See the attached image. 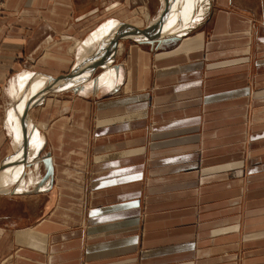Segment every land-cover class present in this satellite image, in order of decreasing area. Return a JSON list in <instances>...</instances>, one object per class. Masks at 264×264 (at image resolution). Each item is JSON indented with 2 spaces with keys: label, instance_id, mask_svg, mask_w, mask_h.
<instances>
[{
  "label": "crops",
  "instance_id": "obj_1",
  "mask_svg": "<svg viewBox=\"0 0 264 264\" xmlns=\"http://www.w3.org/2000/svg\"><path fill=\"white\" fill-rule=\"evenodd\" d=\"M166 1L0 0V167L10 163L0 182H34L24 168L35 149L53 169L43 186L41 163L35 184L0 193V261L235 264L222 251L240 244L243 199L264 198V154L246 160L249 185L230 178L228 125L203 118H228L248 101L245 78L264 77V21L251 36L240 8L250 0H169L159 36L172 38L147 41L123 25H152ZM254 3L264 14V0ZM117 33L126 34L119 54ZM186 38L193 47L179 50ZM98 49L90 76H109L94 89L46 86L90 67ZM81 73L79 86L90 79ZM196 126L194 143L180 145L175 135ZM249 137L264 142V126Z\"/></svg>",
  "mask_w": 264,
  "mask_h": 264
},
{
  "label": "rangeland",
  "instance_id": "obj_2",
  "mask_svg": "<svg viewBox=\"0 0 264 264\" xmlns=\"http://www.w3.org/2000/svg\"><path fill=\"white\" fill-rule=\"evenodd\" d=\"M255 0H250V2L247 5H244L243 8L248 12V16L250 17V34L251 36H254V33L256 34L257 30V24L259 22L264 21V14H262L261 7H258L256 3H254ZM229 9L237 10L238 7L236 5L230 6ZM206 13V14H205ZM150 14V12H149ZM210 14L208 12V9L206 7L204 11V24L203 26L199 27L201 28H208L209 20H210ZM152 15L149 16V19H152ZM142 23H148L142 22ZM140 24V23H139ZM256 25V27H255ZM253 38H251L252 40ZM181 40V39H180ZM201 40V39H199ZM246 40L245 45L247 46L250 39L245 38ZM264 41V39H262ZM119 41L115 42L116 49H119L117 45L119 44ZM191 40L189 38H186L183 42L179 50H188L189 48H192L193 44H191ZM252 45V44H251ZM157 48V47H156ZM154 49V51L156 50ZM120 53V52H119ZM259 55L260 58L264 60V50L260 52ZM118 54V53H117ZM256 57V56H255ZM254 58V57H253ZM98 69V68H97ZM95 78V76H90V79ZM246 86L250 89V94L248 93L246 97H248V101L245 102V104L241 105L240 107L231 108L229 109L230 112H228V118H219L214 117L212 119V116H205L203 119L205 121V124L208 126H214L219 127L221 125V120L224 121L223 124L228 125V139L225 140L227 143V146L229 148L228 152V161L234 162L235 164L230 166L229 169V177H243L244 178V185L250 184V179L252 176L246 175L244 172L246 160L250 158V156L253 155H260L264 154V142L256 144L258 140L251 141L250 135L252 132L257 131L264 126V97L257 99L253 97L252 93L253 91L257 90L258 88L261 89L260 92L257 93V96L261 97L264 96V77H260V80L255 78L253 75H249L245 78ZM37 87V86H36ZM95 88V87H94ZM67 89H70L73 91L72 87H68ZM93 87L89 86V88L85 89L84 91H81V89H78L77 92L80 95L85 94L92 90ZM65 90V89H64ZM62 90V91H64ZM43 101H41L38 105L42 104ZM35 107V106H34ZM33 107V108H34ZM33 114V109H32ZM227 115V114H226ZM227 120V121H226ZM213 121V122H212ZM226 121V122H225ZM38 122V127L44 128L46 123L45 122ZM212 122V123H211ZM222 124V125H223ZM201 126V125H200ZM198 126L192 128V130H182L179 135H175L176 137L180 138V145H191L194 143V139H190V135H193L197 129ZM210 137L214 135H209ZM171 137L166 136L164 139H170ZM192 142V143H191ZM198 144V147L201 146V142L197 139L195 141ZM261 144V145H260ZM214 145V144H213ZM237 146H239L237 149ZM40 154H38L35 150L31 158H38L39 156L42 157L43 148L39 149ZM17 153V151H16ZM238 162L239 164H236ZM243 164V165H242ZM27 167V166H26ZM23 168V167H22ZM3 169V168H2ZM32 166L24 168V173L27 172V177H29V173L32 170ZM22 172V169H21ZM39 173L41 175L43 174V169L41 170V166L39 167ZM20 174V173H19ZM264 175V174H262ZM12 180L9 182L10 184L14 185L18 182L15 181L18 177L12 176ZM248 180V181H247ZM252 183V182H251ZM250 187H248L249 189ZM254 187L252 186L251 189ZM2 193V192H1ZM11 193V192H9ZM241 210H242V219L244 225L241 229V241L239 245H235L233 243L228 244L227 247L224 248L222 252H225L224 254L228 255V262L232 263L235 262V264H264V198H256V199H243L241 204ZM235 241V240H234ZM216 252V251H215ZM219 252V250L217 251ZM0 264H14L13 259H10L9 257H5L0 261Z\"/></svg>",
  "mask_w": 264,
  "mask_h": 264
},
{
  "label": "water",
  "instance_id": "obj_3",
  "mask_svg": "<svg viewBox=\"0 0 264 264\" xmlns=\"http://www.w3.org/2000/svg\"><path fill=\"white\" fill-rule=\"evenodd\" d=\"M168 2H169V0L166 1L165 5L163 6L160 13L158 14L156 21L152 25H149L146 27H139L136 25H132L130 23H123V25H127L128 27L134 29V32H136V33H141L143 36L146 37L145 40H147V41L160 42V41H164V40H168L169 38H172V36H168V37L159 36L160 35V29L162 28L163 16L166 13V10L168 8ZM114 36L115 37H113V38H115L116 40H119V39H123L126 36V34L117 33ZM112 44L113 43H111V45L109 44V47H113ZM101 55H102V53H101ZM109 55H110V53L105 57L107 58ZM99 57H100V54H99V49H98L97 53L95 55V59H93L91 65H90V69L88 70L89 75H90V73H93L96 70V68L98 67ZM74 69L75 68H73L70 72H68L64 75H60L59 77H57V79L54 78L53 81L48 83L47 86H50L51 84H57V85H61V86H64V85L69 86L70 84H74L72 87L73 92H77L78 88H79V84H80L79 82H81L83 80L85 81L86 78L77 77L79 75H76L77 73ZM75 80H76V82H74ZM42 163L44 165L45 171H44V174H43V176L39 182L46 181L53 174L52 161H51L50 155L46 154V155L42 156ZM18 191L19 190H16V189L13 190V192H18Z\"/></svg>",
  "mask_w": 264,
  "mask_h": 264
},
{
  "label": "bare ground",
  "instance_id": "obj_4",
  "mask_svg": "<svg viewBox=\"0 0 264 264\" xmlns=\"http://www.w3.org/2000/svg\"><path fill=\"white\" fill-rule=\"evenodd\" d=\"M144 15H145V17L148 19L149 18V13L148 12H144ZM126 27H128L127 25H125ZM132 29V28H131ZM133 30V33L135 34V35H142L141 33H136V32H134V29H132ZM183 33V32H182ZM181 34V33H180ZM163 39V38H162ZM115 42V41H114ZM117 42V41H116ZM119 44L117 45V47H119V49H116V54L118 53L119 54V52H121L122 51V43L121 42H118ZM90 62L92 61V60H89ZM88 61V62H89ZM107 63V62H106ZM105 63V64H106ZM80 64V63H79ZM86 65V64H85ZM90 66V65H89ZM75 69V71H76V73L78 74L79 72H81V71H85V73H83L82 75L83 76H85V75H89L88 74V70L90 69V67H86L87 69H79V68H77V67H74ZM108 69V68H107ZM102 74L100 75V76H97L96 78H92L91 77V79H88L86 82H84V85L83 86H79V88L78 89H87V88H89V86H92L93 87V89H94V87H96V85H97V82L99 81V80H105L106 78H108V76L109 75H107L108 74V72H101ZM76 74V75H77ZM89 77H90V75H89ZM57 79L55 76H52V78H51V81H53V79ZM99 79V80H98ZM46 80V79H45ZM45 80H44V82H45ZM48 80V79H47ZM112 82V81H111ZM39 83V82H38ZM49 83V82H48ZM72 85V84H71ZM47 86V85H46ZM65 86V85H64ZM61 87H63V86H61ZM56 92V91H55ZM46 93V92H45ZM44 93V94H45ZM54 93V92H53ZM56 94V93H55ZM37 95H39V93H37L36 94V96ZM40 96V95H39ZM38 96V97H39ZM19 122H20V120H19ZM28 122H26V124H27ZM20 124V123H19ZM38 138V137H37ZM37 142V141H36ZM36 144V143H35ZM21 150V149H20ZM19 150V151H20ZM36 150V149H35ZM22 155H21V154ZM37 153L38 154H36V155H39L40 154V150H38L37 151ZM17 154H18V152H17ZM19 154L21 155V157H20V162H24V160L27 158H25V156H26V143L23 145V149H22V152L20 151L19 152ZM28 159V158H27ZM29 160V159H28ZM41 163H42V158H40V156L37 158H34L32 161H31V166H32V170L30 171V173H29V175L30 176H32V174H34V178H35V181L34 182H32V183H29V181H27L26 179H24V176H23V179H21L20 181H18L16 184H14V185H12V184H10V183H7V182H5V183H1L0 182V193L2 192V193H9V192H12L13 191V189H16V190H24L27 186H29L30 184H35L37 181H38V179H39V177L41 176V173H39V167H40V165H41ZM8 164H10V163H8V162H5V163H3L2 165H1V167H0V169H2V168H5ZM22 164V163H21ZM20 168L22 169V167L20 166ZM20 168H18V169H20ZM17 169V168H16ZM17 169V170H18ZM42 169H43V167H42ZM44 170H45V168H44ZM14 171V170H13ZM16 172V171H15ZM12 173H14V172H12ZM15 174V173H14ZM25 174H27V172H25ZM27 177V176H26ZM25 177V178H26ZM42 178V177H41ZM30 179V178H29ZM41 180V179H40ZM45 182H39L38 183V187H40V186H43L42 184H44Z\"/></svg>",
  "mask_w": 264,
  "mask_h": 264
}]
</instances>
